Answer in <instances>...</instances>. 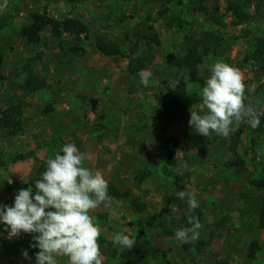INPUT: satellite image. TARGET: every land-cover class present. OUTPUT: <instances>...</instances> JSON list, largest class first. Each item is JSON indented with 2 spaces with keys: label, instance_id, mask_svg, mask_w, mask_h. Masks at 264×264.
Here are the masks:
<instances>
[{
  "label": "rangeland",
  "instance_id": "374dc122",
  "mask_svg": "<svg viewBox=\"0 0 264 264\" xmlns=\"http://www.w3.org/2000/svg\"><path fill=\"white\" fill-rule=\"evenodd\" d=\"M230 1L0 0V119L10 112L20 123L13 136L12 126L0 124V202L11 205L20 189L31 187L37 168L72 143L91 154L86 164L108 181L111 200L91 210L102 228L103 264H264V134L241 122L226 138L205 137L201 156L191 147L198 134L189 124L190 110L206 111L199 91L217 61L238 68L246 86L256 85L253 92L246 87V101L264 112V0L242 3L245 22L228 11ZM34 14L82 22L88 33L54 38L47 29L39 46H28L19 33ZM154 33L158 45L151 41ZM98 39L117 44L120 55L98 54ZM193 48L207 51L199 82L174 62L166 64L169 55L181 59ZM256 50L263 52L259 62L251 58ZM145 58L141 70L151 73L149 87L138 76V59ZM179 79L201 103L185 120L164 123L162 94ZM165 149L173 154L166 165ZM164 167L183 176L180 191L197 194V209L173 198L179 191ZM162 209L168 213L141 234ZM192 215L202 225L198 239L176 240L175 231L189 227L185 218ZM126 226L136 244L121 258L124 250L113 247L111 237ZM30 243L31 235L10 240L0 226V264H27L21 250L32 255L37 249ZM252 243L258 250L250 259ZM58 260L67 264L66 257Z\"/></svg>",
  "mask_w": 264,
  "mask_h": 264
},
{
  "label": "clouds",
  "instance_id": "9594fccd",
  "mask_svg": "<svg viewBox=\"0 0 264 264\" xmlns=\"http://www.w3.org/2000/svg\"><path fill=\"white\" fill-rule=\"evenodd\" d=\"M138 76L144 87L151 84V73L142 69ZM255 90V84L246 86L241 71L220 60L210 65V76L200 88L199 95L206 111L190 110L189 124L201 137L215 133L228 137L234 125L247 122L252 129L261 124L264 112L246 104L245 89ZM91 154L67 143L47 159L46 168L33 187L22 188L11 205L0 202V226L8 238L32 236L29 249L21 250L27 264H59L66 257L67 264H103L98 242L102 228L91 210L111 200L109 185L101 171L86 164ZM187 200L189 211L199 207L194 191L176 193ZM189 227L175 231L176 240L189 243L199 237L202 225L197 216L188 217ZM112 245L120 250H131L136 238L127 226L113 233Z\"/></svg>",
  "mask_w": 264,
  "mask_h": 264
},
{
  "label": "trees",
  "instance_id": "16d2710c",
  "mask_svg": "<svg viewBox=\"0 0 264 264\" xmlns=\"http://www.w3.org/2000/svg\"><path fill=\"white\" fill-rule=\"evenodd\" d=\"M250 1V0H233L228 3V11L232 12L234 16L240 20L241 22L246 21V15L242 11V3ZM51 32V35L54 38H58V36L62 34H69L71 36H83L88 33V28L82 22H73V21H63L58 22L55 21L46 15L34 14L31 17L30 23L28 26L23 27L20 30V37L25 40L28 46H39L41 43V34L46 30ZM153 32V29H150ZM151 41L158 45L157 36L154 33L153 37H151ZM95 48L98 54L106 57H117L120 55V50L117 44L113 42H105L103 40L98 39ZM76 52L79 50L75 49ZM207 52L205 49L203 53H197L196 49L193 48L189 50L184 58L176 59L174 55H169L166 59V64L169 65L170 62H174L178 68H181L187 72V77L192 82H199L198 79V67L202 64L203 58L206 56ZM263 52L255 51L252 55V60L254 62H259L262 58ZM148 62L145 59H138V66L141 70L142 67ZM133 72V71H132ZM4 79L3 77V57L0 54V82ZM161 111L159 115V119L164 123H173V122H181L185 120L186 116L189 114V110L192 107H195L201 103V99L194 95L190 94L187 90V85L183 79H179L177 84L173 89L167 90L165 93L162 94L161 97ZM246 104H249L245 100ZM0 124L3 126L4 129L9 130L12 126L13 131L8 133L9 135L13 136L19 131L20 123L15 121L14 117L10 112H3L0 119ZM252 129V128H251ZM252 132L256 134H264V117L261 118V124L257 129H252ZM205 141V137L197 136L194 137L191 141V147L193 150H197L198 156L203 154L205 147L202 146V143ZM177 147V146H176ZM53 156V155H52ZM173 158V154L170 153L165 149L164 153V160L163 163L166 165L170 162ZM241 163H236L235 166H239ZM46 163L40 165L35 174V180L40 178V174L45 170ZM165 174L167 177L173 179V186L175 189L180 191L183 187L182 184V175L173 174L168 171L166 167H164ZM31 187L34 189V182L31 184ZM176 193L173 194V198H176ZM167 209H162L158 216L151 217L147 222L144 224V228L141 234H144L145 229H152L154 223L163 217V215L167 214ZM186 224H188V218H185ZM259 224L261 228H264V200L262 202V206L260 209L259 214ZM258 250V246L256 243H252L249 247V254L248 257L251 259L254 257L255 253ZM130 250H124V253L121 258H125ZM159 251H153L151 254H157ZM147 254V253H146ZM136 260L138 262L143 261L142 254H136ZM217 264H224V263H217Z\"/></svg>",
  "mask_w": 264,
  "mask_h": 264
},
{
  "label": "crops",
  "instance_id": "0c3cea01",
  "mask_svg": "<svg viewBox=\"0 0 264 264\" xmlns=\"http://www.w3.org/2000/svg\"><path fill=\"white\" fill-rule=\"evenodd\" d=\"M72 136H73V135H72ZM143 159H144V160H145V159L148 160L146 157H144ZM146 160H145V162L148 163V161H146Z\"/></svg>",
  "mask_w": 264,
  "mask_h": 264
}]
</instances>
